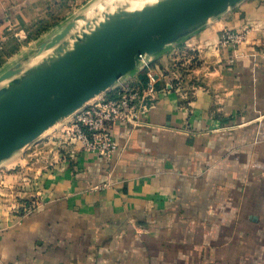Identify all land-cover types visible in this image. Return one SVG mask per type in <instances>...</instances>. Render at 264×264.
<instances>
[{
  "label": "crops",
  "instance_id": "0c3cea01",
  "mask_svg": "<svg viewBox=\"0 0 264 264\" xmlns=\"http://www.w3.org/2000/svg\"><path fill=\"white\" fill-rule=\"evenodd\" d=\"M65 1L0 0V65ZM224 29L245 40L219 46ZM149 59L156 86L180 91L157 92L144 124L114 125L109 158L39 142L0 162V264H264V0Z\"/></svg>",
  "mask_w": 264,
  "mask_h": 264
},
{
  "label": "water",
  "instance_id": "95a60500",
  "mask_svg": "<svg viewBox=\"0 0 264 264\" xmlns=\"http://www.w3.org/2000/svg\"><path fill=\"white\" fill-rule=\"evenodd\" d=\"M240 0H163L143 11L146 15L127 25L110 41L90 47L74 57L73 51L57 57L69 67L65 71L39 69L34 81L38 97L31 107L21 109L22 87L9 101L0 96V162L34 141L55 123L66 119L89 100L106 92L127 73L135 70L143 56L161 51ZM76 53V52H75ZM89 54V55H88ZM15 72L6 70L0 81ZM6 106V111L2 107Z\"/></svg>",
  "mask_w": 264,
  "mask_h": 264
},
{
  "label": "built area",
  "instance_id": "2783aa9c",
  "mask_svg": "<svg viewBox=\"0 0 264 264\" xmlns=\"http://www.w3.org/2000/svg\"><path fill=\"white\" fill-rule=\"evenodd\" d=\"M242 38L240 30L224 29L218 45L225 47L237 44ZM149 57H141L136 68L145 73L144 81L118 80L106 92L89 100L55 126L42 143L49 146L59 158L68 161L74 160L80 152H92L109 158L117 146L112 135L114 125L144 124L143 117L154 107L157 92L171 89L180 91V86L170 82L161 88L156 86L157 80ZM22 180L30 183L28 175ZM36 206L37 202L33 201L24 207V212L27 213Z\"/></svg>",
  "mask_w": 264,
  "mask_h": 264
},
{
  "label": "bare ground",
  "instance_id": "6f19581e",
  "mask_svg": "<svg viewBox=\"0 0 264 264\" xmlns=\"http://www.w3.org/2000/svg\"><path fill=\"white\" fill-rule=\"evenodd\" d=\"M158 1L163 0H122L112 8L110 7L103 16H94L93 10H89V7L83 11L79 20L68 28L64 35L58 37L55 43L46 45L44 49L27 58L17 72L8 79L5 89L0 91V96L5 98L12 88L22 87L26 97L19 101L17 106L21 109L31 107L38 97L34 77L39 68L51 72L65 71L69 67L57 57V51L63 44L70 42L76 54L82 55L90 47L98 46L103 41H110L117 37L127 25L143 19L148 14L141 7L145 3L148 5L149 2ZM2 110L6 111V106H3Z\"/></svg>",
  "mask_w": 264,
  "mask_h": 264
},
{
  "label": "rangeland",
  "instance_id": "374dc122",
  "mask_svg": "<svg viewBox=\"0 0 264 264\" xmlns=\"http://www.w3.org/2000/svg\"><path fill=\"white\" fill-rule=\"evenodd\" d=\"M122 0H67L64 2V6H62L60 12H65V15H58L55 13V10L52 11V15L45 19V23L41 21L34 28H30V32L24 33L22 39L18 42V45L13 48H7L4 51L3 55L5 58L2 65H0V74L6 70H13V72H17V70L23 65L24 61L32 56L33 54L41 51L46 47V45H51L55 43L59 36L65 34L68 28H70L73 24H75L80 15L86 9L93 10L94 16H103L106 11L121 2ZM67 2V3H66ZM66 3V4H65ZM150 3V2H149ZM144 4L141 7L145 9L148 6H152L153 3ZM243 33V38L237 44H233V46L242 43L245 40L246 30H240ZM22 43V45H21ZM73 51L74 57L79 58L75 53L76 50L74 46L70 42H66L61 47L58 55L62 58L66 55H69ZM89 55V54H88ZM42 69V68H39ZM15 74V73H14ZM10 77L0 81V91L5 89L8 79ZM19 89V87H17ZM17 88H12L5 95V102L9 101L8 96L13 95L17 90ZM17 93V92H16ZM63 120L55 123L53 126L45 130L40 136H38L31 143L23 146L22 148L16 150L14 153H24V157L26 160L29 159V156L25 155L28 153L30 149L34 146L35 143H39L44 141L45 137L48 136L52 129L61 123ZM30 161V160H29ZM27 162V161H26ZM27 165V163H26ZM24 176H27L26 174ZM23 200V199H22ZM28 206V205H27ZM21 207L24 211V207L26 208V202H21Z\"/></svg>",
  "mask_w": 264,
  "mask_h": 264
},
{
  "label": "trees",
  "instance_id": "16d2710c",
  "mask_svg": "<svg viewBox=\"0 0 264 264\" xmlns=\"http://www.w3.org/2000/svg\"><path fill=\"white\" fill-rule=\"evenodd\" d=\"M140 77H141L143 80H145V79H146V77H145V73H144V72H141Z\"/></svg>",
  "mask_w": 264,
  "mask_h": 264
}]
</instances>
